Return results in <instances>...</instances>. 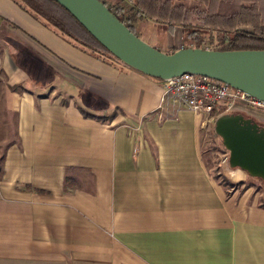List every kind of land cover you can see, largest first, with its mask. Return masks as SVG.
Masks as SVG:
<instances>
[{"label":"crops","instance_id":"obj_1","mask_svg":"<svg viewBox=\"0 0 264 264\" xmlns=\"http://www.w3.org/2000/svg\"><path fill=\"white\" fill-rule=\"evenodd\" d=\"M163 89L0 0V264H264L251 176Z\"/></svg>","mask_w":264,"mask_h":264},{"label":"water","instance_id":"obj_2","mask_svg":"<svg viewBox=\"0 0 264 264\" xmlns=\"http://www.w3.org/2000/svg\"><path fill=\"white\" fill-rule=\"evenodd\" d=\"M54 1L115 59L135 71L161 81L199 75L264 102V51L183 48L167 54L139 39L100 0ZM215 132L229 153V166L264 183V129L241 115H225L216 120Z\"/></svg>","mask_w":264,"mask_h":264},{"label":"trees","instance_id":"obj_3","mask_svg":"<svg viewBox=\"0 0 264 264\" xmlns=\"http://www.w3.org/2000/svg\"><path fill=\"white\" fill-rule=\"evenodd\" d=\"M46 26L92 54L115 59L103 48L64 8L54 0H15ZM101 1V0H100ZM129 8L116 4L109 11L133 34L139 20L149 19L158 24L179 26L188 40L195 41L194 48H201L203 32L213 36L221 46L219 51H264V0H121ZM244 28V29H243ZM250 28V30H246ZM136 35V34H135ZM137 36V35H136ZM172 51L171 53H173ZM86 118L101 121L103 118L83 112ZM114 115V114H113ZM254 178V177H252ZM258 179V178H257ZM264 183L261 179H258ZM67 182V180H66ZM264 208V191L260 201Z\"/></svg>","mask_w":264,"mask_h":264},{"label":"rangeland","instance_id":"obj_4","mask_svg":"<svg viewBox=\"0 0 264 264\" xmlns=\"http://www.w3.org/2000/svg\"><path fill=\"white\" fill-rule=\"evenodd\" d=\"M102 1V0H101ZM108 7L114 9L116 4L120 6H124L125 9L129 8L128 4L125 1L119 0H103ZM128 6V7H127ZM127 7V8H126ZM139 20L134 26V32L139 39L143 42L153 45L155 49L159 51H165V43L168 41L170 44L172 42L175 43L172 47L168 49V53L172 52L174 49H183V48H194L193 45L195 41L188 40L186 35H183V28L179 26H167L165 24H154L152 20L143 19ZM154 24V25H153ZM167 29L172 36H168L163 33L167 32ZM244 29V28H243ZM246 30H250L247 28ZM210 34L203 32L202 37L199 38L201 46L205 45L210 50H217L221 48V46L216 41L215 36L216 34ZM168 38V39H167ZM155 41V42H154ZM154 43V44H152ZM156 43V44H155ZM107 57V56H106ZM109 58V57H108ZM245 111V112H244ZM235 110L229 113H224L225 115H241L245 119H251L257 125L264 126V113L257 109L253 108H245V110ZM215 123L216 120H213L209 123L206 129L202 132V150L203 154L208 162L207 165L209 168H212L214 172H221L228 166L226 163H221L223 159V155L225 154L226 150L223 146L222 139L218 136L215 132ZM245 174V173H244ZM221 182H227V180H220ZM241 183L244 184L242 188H239L240 192H243L245 189L250 188L249 192L252 196L261 195L260 200L263 196V186L262 183L257 178H251L246 175L243 180L238 181L235 186L239 187ZM235 187V188H236Z\"/></svg>","mask_w":264,"mask_h":264},{"label":"built area","instance_id":"obj_5","mask_svg":"<svg viewBox=\"0 0 264 264\" xmlns=\"http://www.w3.org/2000/svg\"><path fill=\"white\" fill-rule=\"evenodd\" d=\"M201 49L210 50L205 45ZM162 101L170 100L205 120L203 125L217 120L224 113L253 108L264 113V102L230 87L228 84L192 74H184L163 81ZM245 112V111H244ZM221 163L229 164L225 152Z\"/></svg>","mask_w":264,"mask_h":264},{"label":"flooded vegetation","instance_id":"obj_6","mask_svg":"<svg viewBox=\"0 0 264 264\" xmlns=\"http://www.w3.org/2000/svg\"><path fill=\"white\" fill-rule=\"evenodd\" d=\"M244 118V117H243ZM245 119V118H244ZM251 120V119H250ZM252 121V120H251ZM253 122V121H252ZM254 123V122H253ZM255 124H257V123H255ZM260 128H262V129H264V126H260V125H258Z\"/></svg>","mask_w":264,"mask_h":264}]
</instances>
